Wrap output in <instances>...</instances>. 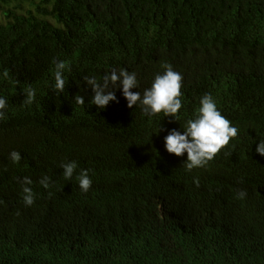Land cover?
Instances as JSON below:
<instances>
[{
	"label": "trees",
	"instance_id": "16d2710c",
	"mask_svg": "<svg viewBox=\"0 0 264 264\" xmlns=\"http://www.w3.org/2000/svg\"><path fill=\"white\" fill-rule=\"evenodd\" d=\"M54 60L70 66L59 93ZM164 64L183 76L177 122L129 109L119 89L104 110L90 105L85 76L125 68L143 93ZM205 93L239 132L189 172L164 138ZM0 96V264H264V0H0Z\"/></svg>",
	"mask_w": 264,
	"mask_h": 264
},
{
	"label": "clouds",
	"instance_id": "9594fccd",
	"mask_svg": "<svg viewBox=\"0 0 264 264\" xmlns=\"http://www.w3.org/2000/svg\"><path fill=\"white\" fill-rule=\"evenodd\" d=\"M54 63V91L63 92L65 89V72L70 71L67 61H53ZM163 72L154 76L150 87L143 93L133 92L132 89H139V81L136 72H129L125 68L119 70L112 69L106 72L102 79L95 76H85L84 83L91 89L93 96L90 105H95L99 110H104L110 102H117L115 90L119 89L126 106L132 109L139 108L145 117L152 118L162 115L172 117L174 121L180 119L182 104V80L183 76L174 71L170 64H164ZM36 89L28 87L25 93L24 104H31L35 101ZM77 105H84V98L80 95L74 97ZM8 100L0 96V121L7 118ZM183 131L171 130L164 138V148L168 154L181 157L186 154V161L183 166L189 172L194 169L206 168L208 164L237 137L239 129L232 125L218 110L217 103L211 94L205 93L199 99V106L193 118L185 121ZM160 126L156 133L160 131ZM256 153L264 157V139H260L255 149ZM229 155L231 153H228ZM9 159L13 164H18L21 155L17 151L9 154ZM60 168L64 180L71 181L78 168L76 161L61 162ZM78 188L82 193H87L92 185L89 170H80L76 176ZM33 181L29 177L22 178L23 204L31 207L35 202V193L31 185ZM39 184L45 190L53 187L51 178L44 176L39 180ZM193 184L200 186L199 179H194ZM264 198V191L259 193ZM52 192L49 191V196ZM247 196L246 190L237 192V199L243 200Z\"/></svg>",
	"mask_w": 264,
	"mask_h": 264
}]
</instances>
